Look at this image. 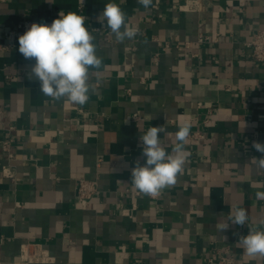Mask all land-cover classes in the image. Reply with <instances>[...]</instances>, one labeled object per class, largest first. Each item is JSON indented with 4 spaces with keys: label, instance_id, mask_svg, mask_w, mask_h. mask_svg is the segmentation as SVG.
Masks as SVG:
<instances>
[{
    "label": "crops",
    "instance_id": "crops-1",
    "mask_svg": "<svg viewBox=\"0 0 264 264\" xmlns=\"http://www.w3.org/2000/svg\"><path fill=\"white\" fill-rule=\"evenodd\" d=\"M184 1L145 9L137 0H0V41L12 43L0 54V139L12 140L16 156L0 149V264H217L224 254L264 264L237 243L264 231L256 197L264 170L252 146L264 143V63L247 46L264 28V0H202L194 13L178 10ZM109 2L139 25L135 37L118 40L99 18ZM69 12L86 17L102 59L89 70L83 105L44 95L34 61L10 37L23 21L50 25ZM185 120L192 127L177 182L156 196L136 190L139 137L163 126L166 141ZM4 168L13 177L1 176ZM82 180L97 182L85 202ZM239 208L246 224L220 231ZM28 248L49 258L28 263Z\"/></svg>",
    "mask_w": 264,
    "mask_h": 264
},
{
    "label": "clouds",
    "instance_id": "clouds-1",
    "mask_svg": "<svg viewBox=\"0 0 264 264\" xmlns=\"http://www.w3.org/2000/svg\"><path fill=\"white\" fill-rule=\"evenodd\" d=\"M149 8L152 0H137ZM99 18L106 22L115 37L124 41L135 37L139 25L129 26L126 15L115 3H106ZM86 17L76 13H60L49 25L32 23L18 38V52L27 60L34 61L30 68L31 77L39 81L44 95L55 99L67 98L71 103L83 105L89 99L92 85L89 84V70L99 69L102 59L96 55L93 36L85 26ZM30 77V78H31ZM192 124L183 121L178 130L168 133L164 141L163 126H152L139 137L143 164L134 161L130 169L132 186L139 192L156 196L166 187L177 182L182 172L187 153L185 144L190 135ZM167 144H174L171 152L166 150ZM253 148L261 153L255 166L264 170V143L254 142ZM257 199H264V192L256 193ZM248 220L246 211L237 209L220 228L227 230L231 224L244 226ZM264 224V221H261ZM226 239V238H225ZM237 243L246 256L264 257V231L250 229L248 234L239 237Z\"/></svg>",
    "mask_w": 264,
    "mask_h": 264
},
{
    "label": "built area",
    "instance_id": "built-area-1",
    "mask_svg": "<svg viewBox=\"0 0 264 264\" xmlns=\"http://www.w3.org/2000/svg\"><path fill=\"white\" fill-rule=\"evenodd\" d=\"M202 0H185L178 6V10L180 12L185 13H194L198 12L200 9ZM36 22L32 21H23L17 25V27L10 32V37L12 40H18L19 36L22 35L28 27ZM205 41H209V38L200 36L198 39L199 43H204ZM12 46V43L3 44L0 41V54L6 50H8ZM247 46L252 51V58L259 63H264V28L259 29L251 38V40L247 43ZM4 116V111L0 105V123H2ZM194 140H197L202 137L200 132H195L191 136ZM13 142L11 139H0V149L5 154L9 161H13L16 156L12 152ZM3 177H13V173L10 169L4 168L1 173ZM97 193V182L90 181H80L78 195L82 202H85L86 199L91 198ZM23 256L26 258L27 262L33 261H46L49 257L42 249H38L37 251L31 252L30 248L24 250ZM214 262V259L211 262ZM216 261V260H215ZM217 264H237L236 258L232 254H224L217 260Z\"/></svg>",
    "mask_w": 264,
    "mask_h": 264
}]
</instances>
